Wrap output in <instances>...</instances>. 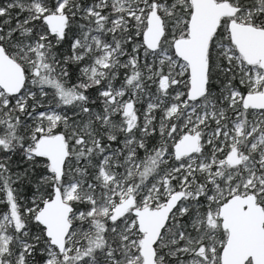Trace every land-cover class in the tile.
I'll return each mask as SVG.
<instances>
[{
    "label": "snow or ice",
    "instance_id": "snow-or-ice-1",
    "mask_svg": "<svg viewBox=\"0 0 264 264\" xmlns=\"http://www.w3.org/2000/svg\"><path fill=\"white\" fill-rule=\"evenodd\" d=\"M0 264H264V0H0Z\"/></svg>",
    "mask_w": 264,
    "mask_h": 264
}]
</instances>
